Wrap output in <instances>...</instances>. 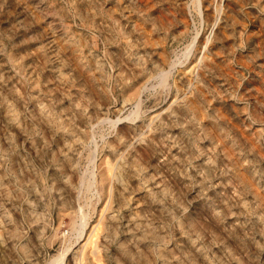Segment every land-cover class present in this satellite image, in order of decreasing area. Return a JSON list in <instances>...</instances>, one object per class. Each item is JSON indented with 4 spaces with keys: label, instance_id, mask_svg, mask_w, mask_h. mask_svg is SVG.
<instances>
[{
    "label": "rangeland",
    "instance_id": "obj_1",
    "mask_svg": "<svg viewBox=\"0 0 264 264\" xmlns=\"http://www.w3.org/2000/svg\"><path fill=\"white\" fill-rule=\"evenodd\" d=\"M0 264H264V0H0Z\"/></svg>",
    "mask_w": 264,
    "mask_h": 264
},
{
    "label": "bare ground",
    "instance_id": "obj_2",
    "mask_svg": "<svg viewBox=\"0 0 264 264\" xmlns=\"http://www.w3.org/2000/svg\"><path fill=\"white\" fill-rule=\"evenodd\" d=\"M207 53H208V52H207ZM164 74H165V73H164ZM81 178H82V177H81ZM89 190H90V189H89ZM86 197H87V196H86ZM75 217H76V216H75ZM78 217H79V216H78ZM79 222H80V221H79ZM77 223H78V222H77ZM96 223H97V222H96ZM75 224H76V223H75ZM99 224H100V223H99ZM97 227H98V226H97ZM96 229H97V228H96ZM97 230H99V229H97ZM81 232H82V231H81ZM81 232H80V233H81ZM96 237H97V236H96ZM96 239H97V238H96ZM96 239H95V240H96ZM61 244H62V243H61ZM95 247H96V246H95ZM80 259H81V258H80ZM79 262H80V261H79Z\"/></svg>",
    "mask_w": 264,
    "mask_h": 264
}]
</instances>
